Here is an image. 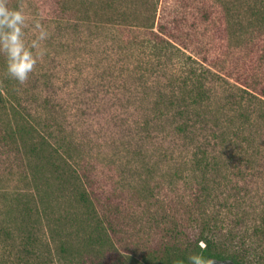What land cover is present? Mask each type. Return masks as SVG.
Listing matches in <instances>:
<instances>
[{
    "label": "rangeland",
    "instance_id": "rangeland-1",
    "mask_svg": "<svg viewBox=\"0 0 264 264\" xmlns=\"http://www.w3.org/2000/svg\"><path fill=\"white\" fill-rule=\"evenodd\" d=\"M67 1L62 11L57 0H8L29 17L26 41L35 38L33 21L49 36L25 84L7 76L0 55V87L5 95L11 88L13 105L78 171L95 212L54 195L52 205L31 211L35 242L25 258L19 239L0 234V264H111L96 231L107 219L120 232L110 234L121 258L138 257L162 235L148 221L167 218L170 207L178 213L179 190L199 184L194 158L203 150L216 163L207 175L217 184L212 195L221 199L238 184L251 192L244 210L264 216V28L250 16L251 0H189L185 7L181 0H138L139 8L137 0L122 7L114 0L112 10ZM151 3L154 30L175 18L184 42L136 44L137 32L151 27ZM153 46L159 50L152 53ZM184 77L193 81L180 90ZM198 86L205 96L189 100ZM12 151L0 140V192L28 194ZM0 198V218L21 223ZM51 229L64 230L56 236ZM62 242L69 253L60 252Z\"/></svg>",
    "mask_w": 264,
    "mask_h": 264
},
{
    "label": "trees",
    "instance_id": "trees-1",
    "mask_svg": "<svg viewBox=\"0 0 264 264\" xmlns=\"http://www.w3.org/2000/svg\"><path fill=\"white\" fill-rule=\"evenodd\" d=\"M57 1L61 10L67 11L66 7L62 6L68 5V1L64 0L65 4L62 0ZM87 1L89 2H86L87 6L93 8H96V5L102 6L100 4H103V9L112 10L116 6L114 0L107 1V3H102V0ZM125 1L127 0H116L120 7L123 6ZM181 1H185L182 3V6L185 7L187 6L186 1L189 0ZM251 2L248 6L250 16L256 19L261 18L259 23L264 28V0H251ZM136 4H138V0ZM143 5L144 3H141L137 7ZM155 8L156 5L151 3L149 7L150 15L148 16V18H151L149 21L151 27L144 32H137V36L134 37L136 44L168 45L175 43V41L180 44L184 42L180 38H183L179 32L180 22H177L175 18L173 21H168V18L160 20L156 31L154 30ZM235 8L234 5L232 10ZM162 12L164 14L165 9H162ZM132 13L138 18L137 9ZM121 16L128 15L122 12ZM139 34L142 36H139ZM154 50L159 49L157 46H153L151 48L152 53ZM189 81L193 80L190 77H184L180 90L184 89ZM196 90L191 89L188 92L187 97L189 100L205 96L203 88ZM6 92L5 95L3 88L0 87V140L10 148V152L13 153L12 150H14L15 155L18 156L19 160L15 157L17 160L16 165L19 166L20 163L21 173L22 168L25 170L21 177L30 184V194L16 193L12 195L9 192H0L3 205L7 206L8 204L9 209L16 208V216L21 221L18 224L13 215L12 217L0 218V234L7 239L11 237L19 239L21 253L25 258V253L31 252L29 249L35 242L33 240L35 237L34 226L31 222L34 217L31 211L33 208L38 209V204L43 207L50 206L53 199H55L53 198L54 195L57 197L58 194H65L66 198L76 207L80 206L89 213L92 210L95 212V209L78 171L58 148L49 143L43 134L37 133L38 131L32 124L28 123V119L24 117V114L13 105V102H17V100L11 88ZM260 93L264 97V89ZM170 94L168 96L174 95V93ZM177 100L179 99L177 98ZM255 106L259 107L256 103ZM1 113L5 114L4 118ZM202 152V157L194 158L196 166L202 171L200 175L202 179L199 184L196 188L187 192L186 190H179L182 194L179 196L177 204L179 207L178 213L171 211L172 208L170 207L167 218L158 217L156 221L153 220V223L148 221V227L155 224L160 228L162 235L153 246L146 248L141 245L143 246V253L138 257L121 258L122 255L112 243L113 239L110 234V232L113 233L116 238L120 232L114 230L108 219L106 225L102 223V220L96 222V227L100 228L96 230L97 240L101 243V247L105 248L104 250L111 264H189V256L195 254H202L215 260L216 263L264 264V216L255 217L253 213L250 216L244 210L242 203L245 197L251 196V192L237 190L238 184H235L230 191L221 194V199L218 198L220 193L215 195L216 199L212 193L217 184L214 179L208 178L210 174L216 171L214 169L215 159L210 158L206 154L207 151L203 150ZM29 157L32 159H29ZM248 157H251L248 159H253V155ZM8 168L13 169L11 166ZM1 177H4V174L0 172ZM75 214L78 216V212ZM258 218H260V221H257ZM246 224H248V227ZM250 229L253 232L248 234ZM52 230H50L52 234L60 236V232L64 229L61 231L59 229ZM201 244L203 247L200 246ZM58 248L61 253L70 252L63 242L60 243ZM135 254L137 253L135 252ZM25 264L32 263L27 262L25 259Z\"/></svg>",
    "mask_w": 264,
    "mask_h": 264
},
{
    "label": "clouds",
    "instance_id": "clouds-1",
    "mask_svg": "<svg viewBox=\"0 0 264 264\" xmlns=\"http://www.w3.org/2000/svg\"><path fill=\"white\" fill-rule=\"evenodd\" d=\"M29 17L23 9H12L8 0H0V55L5 59L4 71L19 84H25L37 64L42 60L46 49L42 47L49 33L38 21H33L35 38L26 41L25 28ZM189 264H216L215 260L202 254L191 255Z\"/></svg>",
    "mask_w": 264,
    "mask_h": 264
},
{
    "label": "water",
    "instance_id": "water-1",
    "mask_svg": "<svg viewBox=\"0 0 264 264\" xmlns=\"http://www.w3.org/2000/svg\"><path fill=\"white\" fill-rule=\"evenodd\" d=\"M216 264H225V263H216Z\"/></svg>",
    "mask_w": 264,
    "mask_h": 264
}]
</instances>
